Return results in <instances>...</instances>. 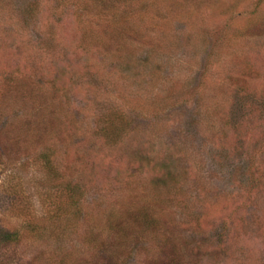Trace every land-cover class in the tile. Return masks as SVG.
Masks as SVG:
<instances>
[{
	"label": "rangeland",
	"instance_id": "rangeland-1",
	"mask_svg": "<svg viewBox=\"0 0 264 264\" xmlns=\"http://www.w3.org/2000/svg\"><path fill=\"white\" fill-rule=\"evenodd\" d=\"M64 1L27 19L0 0V229L17 233L0 262L115 264L102 214L140 200L168 206L183 264H264V0H91L80 21ZM67 181L85 196L57 220Z\"/></svg>",
	"mask_w": 264,
	"mask_h": 264
},
{
	"label": "trees",
	"instance_id": "trees-1",
	"mask_svg": "<svg viewBox=\"0 0 264 264\" xmlns=\"http://www.w3.org/2000/svg\"><path fill=\"white\" fill-rule=\"evenodd\" d=\"M26 1L27 2L23 8V14L27 19L30 17H40V14L51 16L56 14L58 11L60 14L64 13V11L62 13L60 12L63 0ZM90 2L91 0H65L62 9H67L65 12L75 15L77 20L80 21L86 15H90L92 18V15L94 14V5H91ZM53 11L54 13L52 14ZM27 19H24L25 23L27 22ZM85 22H89V20L87 21L84 19L83 23ZM115 120L116 119L112 120L110 116H106L105 120L100 119L98 125L100 134H102L106 139L111 140V145L116 144L120 138L117 131L113 130ZM124 130L126 131V128ZM37 162L41 170L47 172L46 179L49 177L50 180L54 179V182L56 183L57 181L59 182L60 180H63L62 176L64 171L58 165V159L53 152L45 151L40 153ZM168 186H164V188L168 189ZM158 187L163 188L160 185ZM55 192H60L59 196L62 197V201L58 209L55 210L56 213L53 216L54 218L58 217L57 220H60L65 217H71L70 215H76V213L78 214V212H75V209L72 207L79 205L85 196V193L79 187V183L67 181L66 183L64 182L63 185L57 186V184H55L52 194ZM53 198L55 199L56 197L53 196ZM139 201L140 200H137L136 202L130 203L126 206L124 210L125 218H122L120 214L119 217H117L118 214L112 210H107V213L102 214V217L106 219L107 225L115 223V225H113V227H115V231L113 233L117 236L118 243L123 245L122 247H112L113 251H111V254L114 257L112 258L113 262L115 264H118L119 261L120 264H183L181 262L182 259L178 256L180 250L177 249L178 246L173 232L174 222L169 223L167 221L168 217L166 214L169 213L168 206L165 205V207H161L155 203L156 206L143 204L140 207H134ZM164 202L166 201L164 200ZM80 214L81 212H79V215ZM80 219H84V216L80 215L79 220ZM94 232L95 234H87L85 240L87 241V245L90 247V250L94 251L93 255H95V260L96 257L98 258L100 253L102 254L103 244L99 239V233L101 234V231L93 229L92 233ZM228 232L229 230L226 227V230H224L220 236L224 234L227 236ZM143 240L150 242L152 248H157L156 253L149 254V260L146 257L148 250L145 251L147 248L144 249V245H142L143 250H141L139 256L141 255L145 258H142L141 260L136 259L137 251H134L135 248H133V246L141 243ZM16 241L17 233L14 230L0 229V249H6L8 246L13 245ZM123 252H125V258H123L124 260H119L121 255H123ZM0 264L2 263L0 262Z\"/></svg>",
	"mask_w": 264,
	"mask_h": 264
}]
</instances>
